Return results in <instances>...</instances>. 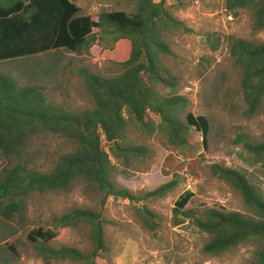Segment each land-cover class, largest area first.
<instances>
[{"label": "trees", "instance_id": "1", "mask_svg": "<svg viewBox=\"0 0 264 264\" xmlns=\"http://www.w3.org/2000/svg\"><path fill=\"white\" fill-rule=\"evenodd\" d=\"M164 1L135 0L131 12L101 11L95 19L79 14L80 7L72 0H0V62L104 45L106 55L120 68L113 76L81 68L92 106L80 111L52 103L41 86H18L10 76L0 73V153L7 159L0 170V213L4 217L20 212L24 198L34 192L66 190L79 182L95 185L105 196L131 203L140 200L127 188L115 184L117 166L110 159L113 157L126 169L132 161L146 155V147L127 140L130 129L148 136L160 131L167 135L171 146L181 147L187 144L189 127H193L202 136L203 148H207L209 119L191 112L183 114L188 100L178 92V79L162 58L170 53L167 41L172 33L191 31L168 11ZM224 6L235 15L246 11L253 28L264 30V0H224ZM212 36L206 34V39L215 50L220 39L211 42ZM225 41L240 69L236 93L246 106L245 113L254 114L264 100V41L233 35H227ZM149 113L158 116L159 122L151 119ZM39 133H51L71 143V149L49 171L32 167L24 156L28 144ZM102 139L107 150L102 147ZM233 141L264 160V141L244 133L237 134ZM210 169L240 193L249 215L217 207L190 209L186 205L194 194L186 191L175 201L174 225L188 220L207 234L202 250L213 256L253 243L257 264H264V193L236 169L219 163ZM175 185L173 178L143 198L161 197ZM137 210L144 211L142 220L146 227L154 229V214L147 208ZM81 223L91 227L90 253L48 245L53 239L64 242L69 228ZM58 226V232L37 228L28 234L46 264L59 259L96 264L98 253L106 251L99 212L75 208L58 218ZM17 238L14 235L5 243L11 251Z\"/></svg>", "mask_w": 264, "mask_h": 264}, {"label": "rangeland", "instance_id": "2", "mask_svg": "<svg viewBox=\"0 0 264 264\" xmlns=\"http://www.w3.org/2000/svg\"><path fill=\"white\" fill-rule=\"evenodd\" d=\"M80 7L79 14L97 18L101 11L131 12L135 0H72ZM160 1V0H155ZM168 11L181 20L190 32H174L168 39L170 53L163 55L165 64L178 79V92L188 103L183 114L205 115L210 122L207 148L202 136L189 127L187 144L174 147L165 133L151 136L130 129L127 140L148 149L141 159L124 169L117 166L115 184L125 187L140 200L105 196L95 185L79 182L66 190L37 193L24 198V208L6 218L0 213V264H46L28 234L37 228L58 232V218L75 209L100 213L106 251H100L96 264H257L256 246H240L220 255L206 254L202 247L207 234L182 221L174 225L173 207L186 191L194 195L186 207L197 210L217 207L226 212L249 215L242 196L225 180L215 176L210 166L219 163L243 173L248 181L264 193V160H259L234 144L237 134L264 141V100L254 114L245 113L246 106L236 90L240 69L230 56L227 35L264 41V30L256 31L250 15L240 10L232 14L224 0H165ZM211 42L220 39L216 49ZM104 45H93L80 51H50L26 58L0 62V73L10 76L18 86L34 84L43 87L50 101L72 111L91 108L92 100L84 85L83 67L103 76L120 70L106 55ZM229 92V93H227ZM149 117L159 122L158 116ZM102 147L107 143L102 139ZM71 149V143L51 133H39L28 144L25 158L40 171L51 170L59 157ZM7 159L0 153V170ZM176 180L175 187L161 197L143 196L160 185ZM154 214L156 227H146L143 210ZM14 235L17 240L11 251L5 243ZM49 246H68L87 254L93 250L91 227L85 223L70 227L64 242L53 239ZM48 264H86L70 259L51 260Z\"/></svg>", "mask_w": 264, "mask_h": 264}]
</instances>
